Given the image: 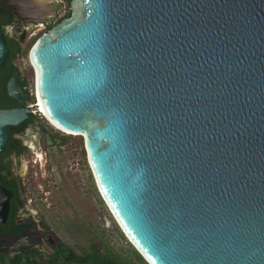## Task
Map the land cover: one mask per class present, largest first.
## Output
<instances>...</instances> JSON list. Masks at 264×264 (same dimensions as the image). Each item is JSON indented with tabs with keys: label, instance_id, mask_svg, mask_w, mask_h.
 <instances>
[{
	"label": "water",
	"instance_id": "obj_1",
	"mask_svg": "<svg viewBox=\"0 0 264 264\" xmlns=\"http://www.w3.org/2000/svg\"><path fill=\"white\" fill-rule=\"evenodd\" d=\"M71 4L29 52L36 98L128 241L148 264H264V0ZM30 112L0 108V152Z\"/></svg>",
	"mask_w": 264,
	"mask_h": 264
},
{
	"label": "flooded vegetation",
	"instance_id": "obj_2",
	"mask_svg": "<svg viewBox=\"0 0 264 264\" xmlns=\"http://www.w3.org/2000/svg\"><path fill=\"white\" fill-rule=\"evenodd\" d=\"M71 3L72 0H0V28L8 49L0 66V108L31 110L25 121L7 126V140L0 152V258L9 264L45 257L62 243L44 210L38 207L47 199L49 187L46 183L39 186L31 165L22 167V157L24 153L31 157L46 155L54 147L65 146L66 138L73 136L57 129L38 110L35 71L29 60L38 38L71 16ZM37 34L28 49V66L23 67L24 48ZM16 73L19 89L17 97H13L7 85ZM46 133L52 136V144L47 143ZM88 186L94 189L93 179Z\"/></svg>",
	"mask_w": 264,
	"mask_h": 264
},
{
	"label": "rangeland",
	"instance_id": "obj_3",
	"mask_svg": "<svg viewBox=\"0 0 264 264\" xmlns=\"http://www.w3.org/2000/svg\"><path fill=\"white\" fill-rule=\"evenodd\" d=\"M37 36L24 48L23 67L28 66V49ZM26 164L31 165L39 186L46 183L49 187L50 191L45 194L47 199L38 207L44 210L47 222L56 228V235L62 242L74 247L84 245L103 230L114 248H126L116 228L122 230L96 188L83 137L69 136L65 146L54 147L46 155L38 153L31 157L30 153H24L22 167ZM91 179L94 189L88 186Z\"/></svg>",
	"mask_w": 264,
	"mask_h": 264
},
{
	"label": "trees",
	"instance_id": "obj_4",
	"mask_svg": "<svg viewBox=\"0 0 264 264\" xmlns=\"http://www.w3.org/2000/svg\"><path fill=\"white\" fill-rule=\"evenodd\" d=\"M125 249L114 248L105 238L103 230L97 232L94 239L84 245L74 247L62 242L54 252L45 257H32L23 264H148L133 245L118 229ZM0 264H9L0 258Z\"/></svg>",
	"mask_w": 264,
	"mask_h": 264
},
{
	"label": "bare ground",
	"instance_id": "obj_5",
	"mask_svg": "<svg viewBox=\"0 0 264 264\" xmlns=\"http://www.w3.org/2000/svg\"><path fill=\"white\" fill-rule=\"evenodd\" d=\"M37 107H38V110L44 115V112H43V109L42 107L39 105V102H38V99H37ZM69 134V133H68Z\"/></svg>",
	"mask_w": 264,
	"mask_h": 264
},
{
	"label": "built area",
	"instance_id": "obj_6",
	"mask_svg": "<svg viewBox=\"0 0 264 264\" xmlns=\"http://www.w3.org/2000/svg\"><path fill=\"white\" fill-rule=\"evenodd\" d=\"M42 114V113H41Z\"/></svg>",
	"mask_w": 264,
	"mask_h": 264
}]
</instances>
